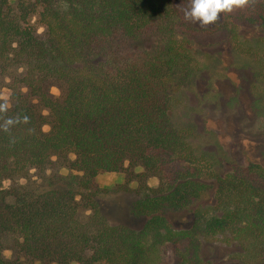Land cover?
Here are the masks:
<instances>
[{
  "label": "trees",
  "instance_id": "trees-1",
  "mask_svg": "<svg viewBox=\"0 0 264 264\" xmlns=\"http://www.w3.org/2000/svg\"><path fill=\"white\" fill-rule=\"evenodd\" d=\"M190 6L0 0V75L10 91V106L0 103V264H157L164 246L187 237L186 260L198 238L225 231L243 264H264V165L209 182L174 120L177 98L203 70L184 46L197 34L184 18ZM231 22L264 29V1L244 0ZM38 107L49 112L47 132ZM123 169L136 183L130 213L145 219L138 232L108 224L96 202L95 179ZM190 211L192 228L175 232L169 216Z\"/></svg>",
  "mask_w": 264,
  "mask_h": 264
},
{
  "label": "rangeland",
  "instance_id": "rangeland-1",
  "mask_svg": "<svg viewBox=\"0 0 264 264\" xmlns=\"http://www.w3.org/2000/svg\"><path fill=\"white\" fill-rule=\"evenodd\" d=\"M232 12L220 13L219 19L210 25L193 23L197 34L187 38L184 46L200 61L203 70L183 92V98L179 95L173 108L176 125L193 146L194 164L209 182L231 174L235 168L264 165V29L232 25ZM38 32L42 30L39 28ZM157 42L158 39H149L144 47L150 48ZM6 82L7 78L0 75V103L8 108L10 91ZM48 90L52 98L61 95L57 85ZM38 111L43 117L42 130L47 132L49 112L41 107ZM129 171L123 169L99 175L95 179L100 189L96 202L108 224L124 225L138 232L145 219L130 213L137 197L136 183ZM139 171L133 169V172ZM64 175L69 179L73 177L70 172ZM21 184H29V181L23 180ZM156 184L155 179L149 181L152 187ZM123 187L129 191H124ZM76 200L80 214L87 215L79 196ZM213 202L212 196L204 200L201 211L211 212ZM193 216L190 211L168 219L175 232L187 231L192 228ZM233 239L232 231L200 237L196 258L185 260L183 250L190 247L185 237L183 243L177 241L164 246L157 264H243L238 257L240 248ZM188 241L190 244L192 238Z\"/></svg>",
  "mask_w": 264,
  "mask_h": 264
},
{
  "label": "clouds",
  "instance_id": "clouds-1",
  "mask_svg": "<svg viewBox=\"0 0 264 264\" xmlns=\"http://www.w3.org/2000/svg\"><path fill=\"white\" fill-rule=\"evenodd\" d=\"M244 0H191V6L184 13L185 20L206 26L219 19L220 13L231 12Z\"/></svg>",
  "mask_w": 264,
  "mask_h": 264
}]
</instances>
